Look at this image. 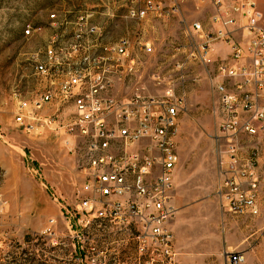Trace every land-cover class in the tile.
Instances as JSON below:
<instances>
[{"label":"built area","instance_id":"2783aa9c","mask_svg":"<svg viewBox=\"0 0 264 264\" xmlns=\"http://www.w3.org/2000/svg\"><path fill=\"white\" fill-rule=\"evenodd\" d=\"M187 1L109 0L110 16L126 23L115 37V25L97 23L90 13L53 15L54 32L35 61L36 89L18 98L16 123L50 127L78 160L81 198L72 213L83 228H96L102 242L99 248L90 237L77 240L85 264H183L172 226L183 98L115 90L142 62L139 53H154V31L179 19L183 38L172 49L183 65L211 63L216 44L229 45L213 73L219 128L227 136L264 135V10L257 0H191L211 13L206 23H189L182 12ZM31 31L28 24L25 34ZM224 156L220 192L228 209L259 214L257 150L235 147ZM227 259L246 262L244 252Z\"/></svg>","mask_w":264,"mask_h":264},{"label":"rangeland","instance_id":"374dc122","mask_svg":"<svg viewBox=\"0 0 264 264\" xmlns=\"http://www.w3.org/2000/svg\"><path fill=\"white\" fill-rule=\"evenodd\" d=\"M257 2L264 10V0ZM108 3L0 0V264H85L77 240L90 237L99 248L102 245L98 230L83 228L72 213L81 198L78 160L50 127L27 130L14 116L20 93L31 95L36 89L35 61L44 56L54 32L52 16L62 20L87 12L97 23L115 25L111 30L115 37L123 33L126 23L110 16ZM182 12L189 23L196 19L206 23L211 9L189 0ZM28 24L32 31L27 35ZM152 36L154 53H139L142 62L132 65L129 78L115 90L183 98L173 192L180 258H185L183 264H232L228 253L244 252V264H264V135L227 136L219 128L222 111L213 73L231 49L224 44L212 52L211 63L183 65L178 64L181 55L172 49L174 40L183 38L179 19ZM235 147L258 152L257 215L232 213L220 192L222 161Z\"/></svg>","mask_w":264,"mask_h":264},{"label":"crops","instance_id":"0c3cea01","mask_svg":"<svg viewBox=\"0 0 264 264\" xmlns=\"http://www.w3.org/2000/svg\"><path fill=\"white\" fill-rule=\"evenodd\" d=\"M224 44H216V46H215V48H221V47H225V46H223ZM172 226H173V228H174V222H173V224H172ZM177 237V236H176ZM177 239V238H176ZM178 242V241H177ZM177 246H178V244H177ZM183 256V255H182ZM181 259H182V262L183 263H185V258H183V257H181Z\"/></svg>","mask_w":264,"mask_h":264},{"label":"trees","instance_id":"16d2710c","mask_svg":"<svg viewBox=\"0 0 264 264\" xmlns=\"http://www.w3.org/2000/svg\"><path fill=\"white\" fill-rule=\"evenodd\" d=\"M27 258H28L29 260H31V256H30V255H28ZM28 259H27V260H28Z\"/></svg>","mask_w":264,"mask_h":264}]
</instances>
